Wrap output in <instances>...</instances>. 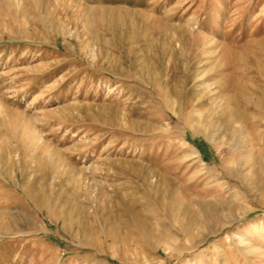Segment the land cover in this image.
Instances as JSON below:
<instances>
[{"label": "rangeland", "instance_id": "rangeland-1", "mask_svg": "<svg viewBox=\"0 0 264 264\" xmlns=\"http://www.w3.org/2000/svg\"><path fill=\"white\" fill-rule=\"evenodd\" d=\"M0 150V264H264V0H0Z\"/></svg>", "mask_w": 264, "mask_h": 264}, {"label": "bare ground", "instance_id": "bare-ground-1", "mask_svg": "<svg viewBox=\"0 0 264 264\" xmlns=\"http://www.w3.org/2000/svg\"><path fill=\"white\" fill-rule=\"evenodd\" d=\"M100 9H103L104 10V13L102 12V14L97 15L98 14V12H97V14H96L97 17H99L100 19L101 18L103 19V23H105V27H107V25H111L110 26V28H112L111 30L112 31H115V32H118V31L122 30L123 28H129V27L131 28V26H132L131 25L132 24V20H135L137 23H141V22L143 23L146 20L145 19V16H144V11H135V12H132V11L127 10V9H124V8H117L118 9L117 11H114L115 10L114 8H97V9L94 8L93 9V12L96 13V10H100ZM106 9L107 10L109 9L110 11L108 10V12H107ZM116 12H117V15L115 14ZM131 13H133L134 15H136V17L132 18ZM105 14H106V16H105ZM104 21H106V22L109 21L108 22L109 24H107ZM96 22H97V19H96ZM100 22L98 21V23H100ZM121 36H122V34H121ZM13 115H15L14 112H13ZM8 154H9V152L7 150H4V151L3 150H0V167H1V171L2 172L5 171V174L4 175H6V176H9V169L14 168L17 165L16 163H13V162H9L8 165L3 163V159L6 158L8 156ZM200 208H201V206H200ZM199 221H200V218H199ZM189 222H191V221H189Z\"/></svg>", "mask_w": 264, "mask_h": 264}]
</instances>
